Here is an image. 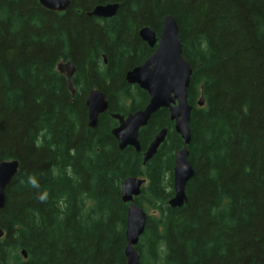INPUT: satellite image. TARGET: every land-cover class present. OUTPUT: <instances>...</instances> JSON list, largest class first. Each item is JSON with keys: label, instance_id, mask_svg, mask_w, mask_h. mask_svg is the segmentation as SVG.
<instances>
[{"label": "trees", "instance_id": "obj_1", "mask_svg": "<svg viewBox=\"0 0 264 264\" xmlns=\"http://www.w3.org/2000/svg\"><path fill=\"white\" fill-rule=\"evenodd\" d=\"M104 4H118L114 18L86 16ZM166 16L192 69L194 176L180 209L167 206L181 148L168 111L139 132L142 152L167 130L145 166L111 135L112 114L148 102L124 78L152 55L138 31L159 36ZM67 61L73 98L56 70ZM93 89L108 110L91 130ZM10 160L19 169L0 211V264H126L120 186L131 177L147 181L135 199L147 214L140 264H264V0H70L62 14L38 0H0V162Z\"/></svg>", "mask_w": 264, "mask_h": 264}, {"label": "water", "instance_id": "obj_2", "mask_svg": "<svg viewBox=\"0 0 264 264\" xmlns=\"http://www.w3.org/2000/svg\"><path fill=\"white\" fill-rule=\"evenodd\" d=\"M38 4L45 10L62 14L70 7V0H38ZM118 4H104L95 6L86 13L88 18L108 20L115 17ZM140 39L151 49L152 55L140 66L128 71L125 74V82L128 85L136 86L148 96V102L142 110L128 113L126 116L113 114L112 119L117 126L111 131L112 137L116 140L119 151L126 148H133L139 153L141 148L138 141L139 131L145 128L151 117L159 110H167L169 120L173 123L174 132L181 139V148L174 154L172 170L173 196L168 200L167 206L170 209H180L187 204L185 188L193 178L194 171L189 162L190 116L192 106L187 99V92L190 87L192 69L182 56V46L179 39L178 28L171 16H166L162 23L159 36L148 27L139 30ZM104 64L107 63L103 55ZM57 72L66 80L67 88L71 97L75 96L73 88V77L76 68L72 62H59L56 66ZM204 106V99L200 97L197 107ZM87 127L91 130L97 126L98 117L108 110V101L104 94L98 90H91L86 99ZM167 130H160L142 154L143 165L149 162L158 152L164 143ZM19 163L16 160L0 162V211L5 206V190L18 173ZM145 183L144 179L127 178L120 186L121 201L127 205L125 221L124 257L126 264H140L139 256L135 250L140 237L144 234L147 215L143 209L135 204V198L141 193ZM4 236L0 229V239ZM23 259L27 256L21 252Z\"/></svg>", "mask_w": 264, "mask_h": 264}, {"label": "flooded vegetation", "instance_id": "obj_3", "mask_svg": "<svg viewBox=\"0 0 264 264\" xmlns=\"http://www.w3.org/2000/svg\"><path fill=\"white\" fill-rule=\"evenodd\" d=\"M144 28V27H143ZM139 32V31H138ZM157 36V35H156ZM138 37H139V35H138ZM139 39H140V37H139ZM140 41L153 53V51H154V49H155V47L153 48V49H151V48H149L148 46H147V44L146 43H144L141 39H140ZM138 67V66H137ZM136 68V67H135ZM134 69V68H133ZM131 86V85H130ZM136 112V111H135ZM132 113V112H131ZM134 113V112H133ZM113 115V114H112ZM120 115V114H119ZM127 115V114H126ZM126 115H123V116H126ZM117 126V122H116V125H115V127ZM114 127V128H115ZM140 132V131H139ZM139 141V140H138ZM151 143V142H150ZM150 143H148V145L150 144ZM140 144V143H139ZM148 145H147V147H148ZM147 147H146V149H147ZM140 148H141V145H140ZM133 149V148H132ZM145 149V150H146ZM145 150L144 151H142L141 152V150H140V152L139 153H141V158H142V154L145 152ZM142 165H143V159H142ZM146 165V164H145ZM145 165H143V166H145ZM142 179H144L145 180V183H144V185H143V188L146 186V179L145 178H143V177H141Z\"/></svg>", "mask_w": 264, "mask_h": 264}, {"label": "rangeland", "instance_id": "obj_4", "mask_svg": "<svg viewBox=\"0 0 264 264\" xmlns=\"http://www.w3.org/2000/svg\"><path fill=\"white\" fill-rule=\"evenodd\" d=\"M148 212V214L150 213V214H154V213H152V211L150 210V211H147Z\"/></svg>", "mask_w": 264, "mask_h": 264}, {"label": "clouds", "instance_id": "obj_5", "mask_svg": "<svg viewBox=\"0 0 264 264\" xmlns=\"http://www.w3.org/2000/svg\"><path fill=\"white\" fill-rule=\"evenodd\" d=\"M33 183H35V182L33 181Z\"/></svg>", "mask_w": 264, "mask_h": 264}]
</instances>
